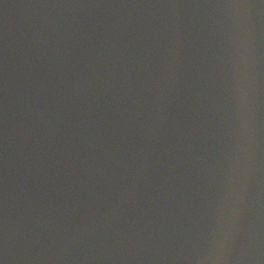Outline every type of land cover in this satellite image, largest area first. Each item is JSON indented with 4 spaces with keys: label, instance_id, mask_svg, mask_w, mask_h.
Instances as JSON below:
<instances>
[{
    "label": "water",
    "instance_id": "1",
    "mask_svg": "<svg viewBox=\"0 0 264 264\" xmlns=\"http://www.w3.org/2000/svg\"><path fill=\"white\" fill-rule=\"evenodd\" d=\"M0 264H264V0H106L0 73Z\"/></svg>",
    "mask_w": 264,
    "mask_h": 264
}]
</instances>
